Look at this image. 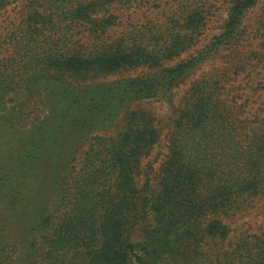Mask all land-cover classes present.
<instances>
[{"label": "trees", "instance_id": "16d2710c", "mask_svg": "<svg viewBox=\"0 0 264 264\" xmlns=\"http://www.w3.org/2000/svg\"><path fill=\"white\" fill-rule=\"evenodd\" d=\"M152 1L0 0V264H264V233L225 221L264 200V84L241 47L259 0H232L205 45L187 6L179 28L114 30ZM188 83L163 152L145 105Z\"/></svg>", "mask_w": 264, "mask_h": 264}, {"label": "rangeland", "instance_id": "374dc122", "mask_svg": "<svg viewBox=\"0 0 264 264\" xmlns=\"http://www.w3.org/2000/svg\"><path fill=\"white\" fill-rule=\"evenodd\" d=\"M231 1L232 0H154L145 8L130 10L128 14H125V17H121L118 20L119 22L114 26V30L121 32L126 28L139 29L143 25L154 27L155 24H152L151 21L162 23L164 20V22L167 23V18L172 16V13H177L178 16H181L183 14V7L187 6L190 8L188 9L190 11L198 9L200 13H202L203 34L200 44L205 45L211 40V38L221 32ZM178 16L175 17L177 18ZM175 17L173 16L174 19H176ZM180 25L181 24L175 21H172L169 24L167 23V26L171 27L177 26L179 28ZM164 26L165 25H158V27ZM243 26L245 33L241 47L244 48V53L256 52L252 57L254 58L253 62L256 63L258 59L260 62L255 72H253L252 77H256L255 83H258V81L261 80L264 84V0H259L257 6L247 13ZM198 48H201V46ZM192 52L193 51L183 55L180 60L189 58ZM214 62L218 65L220 60H215ZM213 68L214 65L209 62L198 74H201L202 71H205V73L208 74ZM241 77L242 76L238 77L237 82L235 83V87H237L235 93L245 97L251 93V86L250 88L246 87L241 82ZM189 86L188 83L176 91L172 104L163 101H153L152 103L145 105L148 109L154 112L155 116L162 120V141L159 146L163 152H166L167 137L172 128L171 121L179 108L180 100ZM262 94L264 99V91H262ZM225 221L232 229L231 237L233 241H237L245 235H260L264 233V200L256 201L248 210L240 212Z\"/></svg>", "mask_w": 264, "mask_h": 264}]
</instances>
